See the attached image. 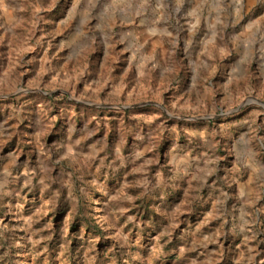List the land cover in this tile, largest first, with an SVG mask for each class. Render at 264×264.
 Listing matches in <instances>:
<instances>
[{
  "label": "rangeland",
  "instance_id": "374dc122",
  "mask_svg": "<svg viewBox=\"0 0 264 264\" xmlns=\"http://www.w3.org/2000/svg\"><path fill=\"white\" fill-rule=\"evenodd\" d=\"M0 264H264V0H0Z\"/></svg>",
  "mask_w": 264,
  "mask_h": 264
}]
</instances>
